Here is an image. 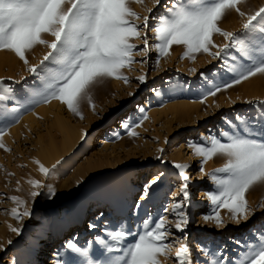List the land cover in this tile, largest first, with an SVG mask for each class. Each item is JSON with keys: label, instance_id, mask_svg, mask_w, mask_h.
<instances>
[{"label": "rangeland", "instance_id": "1", "mask_svg": "<svg viewBox=\"0 0 264 264\" xmlns=\"http://www.w3.org/2000/svg\"><path fill=\"white\" fill-rule=\"evenodd\" d=\"M170 4L171 0H161L158 6L154 5L153 0H143V3L133 2L130 6L141 17L149 16V24L154 26L157 23L155 17L165 15ZM261 6H264V0H247L246 3L239 5L245 13L254 12ZM147 9H152V13ZM245 19L246 17H240L235 10H230L219 22V27L239 34L243 31L242 25ZM137 23L142 24V20ZM148 37L149 44L153 46L148 56L144 57L143 53L137 52L135 54L137 62L130 68L122 70L128 77L129 83L106 78L95 85L97 92L94 100L95 112L89 105L83 106L81 108L83 119H81L69 112L66 105L58 100H52L49 103L35 104L27 111L21 109L22 114L18 122L12 123L7 128L6 133L9 135L5 138L6 133L4 134L3 143L11 151L0 149V245H3V250L0 251V264H45L53 249L52 245L45 246L44 242L55 221H59L64 230L61 236L55 239L54 247L61 255L53 264H63L65 261L70 264H80L81 258L65 248L66 242L73 238L79 246L87 247L99 264H103L107 256L114 255L108 253L95 240L96 237L102 240L108 239L106 231L102 229L103 224L113 221L114 227L123 224L126 229L129 226L135 233L142 230V222L145 219L154 221L160 216H168L171 221L172 215L166 213L164 209L170 208L173 203V193L180 185V178L173 165L175 163L188 165L191 159L195 166L192 170H187L191 177L192 193L191 204L187 211L192 223L184 233L172 228L173 240L186 235L194 256L198 245L208 248L210 252H216L219 246L226 245L228 255L236 256L243 251V248H237L232 241L243 240L250 236V229L264 225V209L256 207L264 202V186L259 185L253 186L246 193L249 205L255 209V215L247 223L237 226L235 222L228 220L226 210H221V215L227 221L225 228L218 229L212 223L203 222L202 216L211 210L206 194L215 191V186L210 175H204L199 171L201 157L195 154L194 147L189 146L190 141L196 142L197 145L204 143L200 140L202 136L228 130L230 125L227 121H231L233 125L238 124L235 119L237 116L248 119L260 113L264 108L260 103L264 101V75H256L224 89L223 85L231 83L238 77V73L231 69L248 63L236 49H229L226 53H222L220 58L215 59L199 53L196 54L195 60H192L182 58L183 45H173L169 56L159 57L154 48L156 43L154 33L149 31ZM213 40L217 45L228 43L219 34L214 35ZM133 42L143 47V40ZM247 43L251 48L261 50L260 37H249ZM212 50L216 51V49ZM0 54L3 58H7V62L0 61V78H4L6 86L13 88V95L16 97L13 101L5 102L8 107H19L21 103H28L36 98L35 94L41 91L35 92L31 89L39 85L42 80L30 74L24 63L13 52L3 50ZM26 55L30 64H38L42 59L34 51ZM157 59H159L158 66ZM141 60L147 62L141 63L139 62ZM142 73H147L146 82L143 84L137 80ZM214 86H220L221 91L216 96L207 95ZM103 94L106 95L101 98ZM201 99H206V102L201 103ZM51 106L61 109V116L69 121L70 128L83 129L84 126H91L89 139L92 144L83 153L77 148L66 157L57 160L60 163L57 164V161L54 163L57 165L56 169L50 176L45 177L36 171L37 165L34 160L40 145L44 144L39 143L38 137L43 136L46 141V137L52 135L51 132L48 134L47 126L51 113L56 109ZM49 107H51L49 114L41 113L42 109ZM140 109L144 111L141 112ZM124 115L130 116L127 123L133 125L144 115L148 119L143 120L142 126L135 129L139 133L136 137L129 136L122 125L117 126V132H113L107 143L108 147L116 143L115 147L103 149L102 138L105 129L108 130L114 123L116 126V120ZM90 120L93 121L87 125ZM252 126L256 127V125ZM58 141L59 138H56V142ZM158 149H164V152L161 153ZM158 156L161 159H157ZM225 162V157L217 156L203 165L204 171L212 173ZM96 164L111 169L114 174L111 180V182L114 180L113 191L117 197L123 199L122 209L118 210L115 206L114 217H111L112 210H107L105 202L99 199V197L111 199L105 193V183H101L102 194L97 196H86L85 191L88 187L85 184L82 187V184L78 183L76 171ZM126 168L129 173L127 179L118 178L117 174ZM159 173L164 174L162 181L153 188L149 199L141 201L144 185ZM29 179H37L45 185L53 186L56 195L48 198L42 194L32 201L29 196L31 186L27 183ZM129 187H133V191L132 198L128 201ZM40 191L46 193L47 188ZM11 196H19L28 201L27 207L32 213L31 216L22 220L14 219L9 214L10 209L16 206L9 199ZM138 203L143 206L137 210L135 205ZM90 205H93V210L90 214L85 213L86 216L82 221L96 223L98 227L95 230L82 226L77 218V210L85 211ZM101 209H105L109 215L105 221L94 220L98 216L95 214ZM123 219L126 222L122 221ZM9 225L20 228V234L10 231ZM77 226L81 234L76 237L74 228ZM33 239L36 240L35 246L42 250H39L40 253L34 258L28 259L25 257V252ZM8 240L12 243L8 244ZM176 246L178 245L174 246L173 251ZM161 260L163 264H174L172 260H165L163 257Z\"/></svg>", "mask_w": 264, "mask_h": 264}, {"label": "snow or ice", "instance_id": "2", "mask_svg": "<svg viewBox=\"0 0 264 264\" xmlns=\"http://www.w3.org/2000/svg\"><path fill=\"white\" fill-rule=\"evenodd\" d=\"M133 2L143 3V0H0V51L13 52L30 74L38 76L45 83L44 91L36 93V98L21 103L19 107L9 108L5 102L13 101L16 97L13 88L6 86L4 78H0V149L11 151L3 143V136L12 123L18 122L21 109L27 111L35 104L58 100L66 105L69 112L83 119L81 105L87 101L95 112L91 89L106 78L129 83L122 70L137 62V52L148 56L153 47L149 44V31L154 33V48L159 57L169 56L173 45H183L182 58L192 60L199 53L215 59L229 49H236L248 63L231 69L238 73V77L223 85L224 89L256 75H264V6L245 13L239 5L247 0H171L166 14L155 17L157 23L150 26V17H141L134 11L130 6ZM153 3L158 6L161 0H153ZM230 10H235L240 17H246L242 33L219 27V22ZM147 11L152 13L153 10ZM141 20L142 24L137 23ZM45 34L53 39H45ZM216 34L228 43L215 44L213 36ZM252 36L261 38V50L248 45L247 40ZM134 40H143V47L135 44ZM37 45L45 46L48 52L38 64H30L26 54ZM156 64L159 65V59ZM146 79L147 73L137 77L141 84ZM220 91V86H214L207 95L216 96ZM205 102L206 99H201V103ZM260 103L264 105V101ZM145 119H148L146 115L134 125L123 122L122 126L129 136L136 137L139 133L135 129L142 126ZM235 119L239 122L236 125L227 121L230 125L228 130L202 136L200 140L204 143L197 145L196 142H189L195 154L201 157L199 171L210 175L215 186V191L206 194L211 210L202 216V220L218 229L227 226L221 210H226L228 220L237 226L247 223L255 215V209L249 205L246 193L253 186H264V108L254 117L245 119L237 116ZM158 151L163 153L164 149ZM217 156L225 157L226 162L212 173H205L203 165ZM34 163L45 177L50 176L57 166L54 164L48 168L39 160H34ZM173 167L177 170L180 185L173 193L170 208L164 209L173 219L169 221L168 216H160L154 221L145 219L142 230L135 233L123 224L111 230L105 227L108 239L96 237L95 240L114 255L107 256L103 264H163L161 257L172 260L174 264H264V225L250 229V236L243 240L232 241L237 248H243L236 256L228 255L226 245L219 246L216 252L198 245L194 256L186 235L178 240L172 239V228L184 233L192 223L187 211L192 197L191 177L187 172L189 165L175 163ZM163 175L157 174L144 185L141 201L150 198ZM27 183L31 186L29 196L32 201L42 194L48 198L56 195L53 186L45 185L40 180L29 179ZM43 188H47L46 193L40 191ZM9 199L16 205L9 211L14 219L31 216L28 201L19 196ZM142 206L140 203L135 205L137 210ZM256 207L264 209V202ZM8 227L10 231L20 234V228ZM88 227L95 230L98 225L91 223ZM7 243L11 244L12 241L8 240ZM175 245L178 246L173 251ZM65 248L81 258L80 264H99L89 249L79 246L75 238L67 241ZM2 250L3 245H0ZM56 255L59 257L61 253L57 252Z\"/></svg>", "mask_w": 264, "mask_h": 264}, {"label": "bare ground", "instance_id": "3", "mask_svg": "<svg viewBox=\"0 0 264 264\" xmlns=\"http://www.w3.org/2000/svg\"><path fill=\"white\" fill-rule=\"evenodd\" d=\"M44 38L49 40V41H51L53 39V37H51L50 35H47V34H45ZM32 51L36 52L37 54H39L41 56V58H43V56L48 52V49L43 45H37ZM0 61H6L7 62V58H3L2 54H0ZM44 88H45V83H44V81H42L39 85H35V87L31 89V91H35V92L36 91H42V90H44ZM90 95H91L92 101L94 103V100L97 97L95 85L91 89ZM105 95L106 94H103L101 96V98H103ZM85 102L82 103L81 108L83 106L85 107L88 105L87 101H85ZM145 106H146V103H145ZM51 107H55V106H51ZM51 107L42 109L41 113L49 114V109ZM55 109H56V111L51 113V117L49 118V124L47 126V128L49 129L48 134H50V132H51L52 135H50V136L48 135V137H46L47 139L45 138L46 141L43 139V136L38 137L39 143H44V144L40 145V148L37 151V154L35 157L36 160H39L42 164L45 165V167H48V168H49V166L54 164L57 160H59L62 157H66L71 152L75 151L77 148H78V150L81 149L82 153H83L92 144L91 140L89 139V137H90L89 131L92 129L91 126H84L83 129L70 128L69 127V121L67 119H64V117L61 116V113H60L61 109H57L56 107H55ZM129 118H130V116L128 117L127 115H124L123 117H120L116 120V122H117L116 126L114 123V124L109 126L108 130L105 129V133H104V136L102 138L103 149H106V147H108L107 143H108L109 139L111 138V135L113 134V132H117V130H118L117 126H121L123 122H128ZM92 121L93 120H90V122H88L87 125H89V123H91ZM84 133H86V135H84ZM8 135H9V133L8 134L6 133L5 138H7ZM56 138H59L58 142H56ZM43 140L45 142H43ZM115 144L116 143H112L111 146L108 148L113 149L115 147ZM117 147H119V145H117ZM96 159H97V157L95 158V160ZM188 165H189V168L187 170H192V168H194L195 165L192 162V159L189 161ZM36 171L40 175H42L38 170V166L36 167ZM75 174L77 176V179L79 180L78 183H81L82 187H83V184H85L88 187V188H86V191H85L86 196H94V195L97 196L99 194H102L101 183L106 184L105 193L108 194L107 196H109L111 199L103 198V197H101V198L99 197V199L101 201L105 202L107 210H110V209L112 210L111 217H114L116 215L115 211H114L115 206L118 208V210L122 209L123 199L117 197L113 191L114 180L112 182H111V180L114 178L113 177L114 174L111 172V169H109V168L106 169V168L102 167V164H96V165H89V166H86L84 168H79ZM127 174H129V173H128V169L126 168V169H123L122 171H120L117 174V177L126 180ZM132 191H133V187H129V199H128V201L131 200V198H132L131 197ZM112 201H114V202H112ZM92 210H93V205H90L87 208V210H85V211L84 210H82V211L77 210V218L79 220V224L82 223L81 225L85 226V227H87L89 224H91L88 221L87 222L82 221V219L86 216L85 213L90 214L92 212ZM97 214H98V216L94 219L96 221H99V220L105 221V218L109 215V213L106 212L105 209H101L100 211H98V213H96L95 216ZM91 218H93V217H91ZM122 221H125V219H123ZM78 226L76 228H74V236H76V237L79 236V234H81V230H79ZM105 227H107L108 230H111L112 228H114V222L113 221L108 222V223L105 222L102 226V229L104 230ZM127 228L132 230V228H130L129 226ZM63 230H64V228L61 225V223L59 221H55L52 229L49 231L48 235L46 236L47 240L44 242L45 246H51L52 245L53 251L50 252L49 260L45 264H53L56 261L55 259L58 258V256L56 254H57V252H59V250H57L56 247H54V245L56 244L55 239L57 237L59 238L61 236ZM35 244H36V240L33 239L26 249L25 257H27L28 259L34 258L36 255H38L40 253L39 250H42V249H38V247L35 246ZM65 255H66V253H65ZM70 255H72V254H70Z\"/></svg>", "mask_w": 264, "mask_h": 264}]
</instances>
